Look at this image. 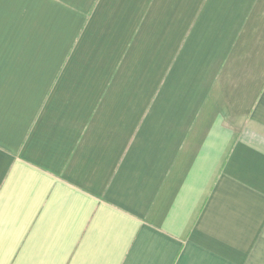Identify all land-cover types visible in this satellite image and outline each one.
<instances>
[{
	"label": "crops",
	"instance_id": "0c3cea01",
	"mask_svg": "<svg viewBox=\"0 0 264 264\" xmlns=\"http://www.w3.org/2000/svg\"><path fill=\"white\" fill-rule=\"evenodd\" d=\"M0 264H264V0H0Z\"/></svg>",
	"mask_w": 264,
	"mask_h": 264
}]
</instances>
